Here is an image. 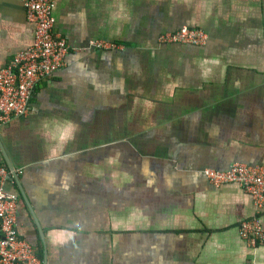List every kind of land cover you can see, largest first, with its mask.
<instances>
[{
  "label": "crops",
  "instance_id": "0c3cea01",
  "mask_svg": "<svg viewBox=\"0 0 264 264\" xmlns=\"http://www.w3.org/2000/svg\"><path fill=\"white\" fill-rule=\"evenodd\" d=\"M54 14L65 66L0 126L49 264H264L239 235L250 195L202 174L264 166V0H57ZM182 28L208 44L158 43ZM35 33L24 0H0V72ZM18 229L44 257L20 196Z\"/></svg>",
  "mask_w": 264,
  "mask_h": 264
},
{
  "label": "built area",
  "instance_id": "2783aa9c",
  "mask_svg": "<svg viewBox=\"0 0 264 264\" xmlns=\"http://www.w3.org/2000/svg\"><path fill=\"white\" fill-rule=\"evenodd\" d=\"M29 20L36 25L34 46L20 54L0 72V126L33 113L32 99L39 81L65 66L70 51L66 40L55 32L57 0H24ZM208 35L198 29L182 28L159 36L163 46L174 44L204 47ZM98 48L108 44L96 42ZM18 174L22 169L16 170ZM202 174L215 187L235 183L252 199L256 215L244 219L239 235L251 250L264 247V166L234 163L226 171L204 169ZM10 171L0 164V264H44L33 245L22 239L18 229L19 196L6 189Z\"/></svg>",
  "mask_w": 264,
  "mask_h": 264
},
{
  "label": "water",
  "instance_id": "95a60500",
  "mask_svg": "<svg viewBox=\"0 0 264 264\" xmlns=\"http://www.w3.org/2000/svg\"><path fill=\"white\" fill-rule=\"evenodd\" d=\"M0 152H1L3 159L5 160L6 165L10 171V175H9L8 179L11 180L12 182H14V184L16 185V187H17L16 190H17L18 195L21 197V199L25 203L29 212H31L32 217L35 221V224L37 225V228H38V231L40 233L41 240L43 243V247H44V264H49V255H48L45 232H44L42 225L40 223V220L36 214L35 208L32 207L31 202L29 200V197H28V195H27V193L23 187V184L21 183L20 175L16 172V167L13 164V162L10 160L8 152L6 151L1 140H0Z\"/></svg>",
  "mask_w": 264,
  "mask_h": 264
},
{
  "label": "trees",
  "instance_id": "16d2710c",
  "mask_svg": "<svg viewBox=\"0 0 264 264\" xmlns=\"http://www.w3.org/2000/svg\"><path fill=\"white\" fill-rule=\"evenodd\" d=\"M1 164H2V163H1ZM39 256H40L42 259L44 258L42 252H41V254L39 253Z\"/></svg>",
  "mask_w": 264,
  "mask_h": 264
},
{
  "label": "flooded vegetation",
  "instance_id": "af4514ba",
  "mask_svg": "<svg viewBox=\"0 0 264 264\" xmlns=\"http://www.w3.org/2000/svg\"><path fill=\"white\" fill-rule=\"evenodd\" d=\"M20 232V231H19Z\"/></svg>",
  "mask_w": 264,
  "mask_h": 264
}]
</instances>
